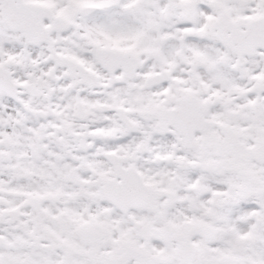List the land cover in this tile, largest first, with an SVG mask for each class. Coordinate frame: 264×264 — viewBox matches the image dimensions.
Listing matches in <instances>:
<instances>
[{
  "label": "snow or ice",
  "instance_id": "obj_1",
  "mask_svg": "<svg viewBox=\"0 0 264 264\" xmlns=\"http://www.w3.org/2000/svg\"><path fill=\"white\" fill-rule=\"evenodd\" d=\"M0 264H264V0H0Z\"/></svg>",
  "mask_w": 264,
  "mask_h": 264
}]
</instances>
